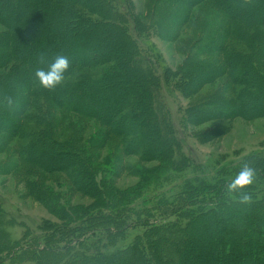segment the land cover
Listing matches in <instances>:
<instances>
[{"label":"trees","instance_id":"16d2710c","mask_svg":"<svg viewBox=\"0 0 264 264\" xmlns=\"http://www.w3.org/2000/svg\"><path fill=\"white\" fill-rule=\"evenodd\" d=\"M174 1L185 18L192 0ZM210 1L225 26L207 28L212 31L193 43H203V54L218 62L223 87L253 85L238 92L235 105L230 101L228 115L264 116V75L254 60L264 53V0ZM150 11L148 18L138 15L130 0H0V141L27 137L20 162L47 174L65 172L77 193L94 200L72 208L63 194L30 185L33 197L43 192L51 201L55 218L35 229L0 202V264H264V157L208 169L184 153L178 125L186 131L189 110L179 109L177 124L165 98L186 94L214 63L188 51L187 62L171 71L147 41L148 32L157 34L166 22L153 6ZM234 25L247 39H235L244 42L242 49L225 44ZM59 55L69 58V70L60 84L44 88L35 73ZM34 99L41 102L36 107L47 102L63 117V139L47 110L31 112ZM67 114L81 118L82 134L94 121L121 139L109 166L96 162L85 135L70 132ZM26 120L42 127L28 134ZM120 154L157 163L131 192L108 183L122 168ZM245 165L256 173L254 184L229 194L228 181ZM244 195L249 199L242 202Z\"/></svg>","mask_w":264,"mask_h":264},{"label":"rangeland","instance_id":"374dc122","mask_svg":"<svg viewBox=\"0 0 264 264\" xmlns=\"http://www.w3.org/2000/svg\"><path fill=\"white\" fill-rule=\"evenodd\" d=\"M130 1L136 8L138 15L142 12L141 15L143 14L148 18L153 6L157 17L166 19L157 34L148 32L147 41L160 53L162 62L171 71L180 69L183 62H187L186 60L189 58L186 57L188 51L194 55H201L198 57L201 62L214 63V68L210 69L209 74L204 76V79L195 81L192 89L188 90L189 92L187 91L183 95L176 92L170 97L166 95L168 98H165L175 123L180 124L179 109L182 111L188 108L189 110L190 125L187 126L186 131H183L180 124L178 130L186 145V148H183L184 153L190 157V160L208 169H214L220 163L236 164L251 155L264 157V116H252V118L243 119L238 115L233 116V118L228 115L230 101L235 105L238 92L242 88H244V93L251 92L250 88L253 85L248 83L247 87H240L228 83L227 87H223L225 75L220 76L217 69L218 62L209 61L208 56L203 54L205 53L202 51L204 48L203 43H193L201 32L210 33L212 29L215 30V27L225 26L226 21L223 20V16L214 3L210 0H204L200 3L197 0H192L190 5L192 7L188 10L190 13H185L186 17L182 18V14L179 15L181 8L174 0ZM143 21L147 23L148 20L144 19ZM236 22L241 24L240 21ZM228 29L231 35L225 40V44L236 47V49H242L244 42L235 40L241 38L247 42L241 28L234 25ZM254 60L256 65L258 63V69L264 75V53L263 56L259 55ZM11 65L12 63H10ZM9 71L10 67L3 72ZM204 72L202 71V73ZM77 73L75 71L70 79L77 78ZM13 89L18 95L17 83ZM36 100H33L31 112L34 110H47L52 124L54 126L58 125L61 136H58L59 139H63L62 136L67 132L63 126V117L59 113H53L55 108L49 106L47 102L36 107L35 103H41L40 100ZM221 105L226 108H221ZM236 105L242 109L243 103L240 101ZM65 123L66 125H72L71 133H76L80 139H82V135H85L86 140H89L88 148L94 152V155L98 156L96 162H102L104 165L109 166V161L112 162L113 160V154H115V151H119V141L121 139L109 134L106 128L94 121H87L83 131L85 134H82V128L78 129L79 124H82L81 118L75 115L67 114ZM23 126L24 132L30 134L29 131L40 129L42 124L26 120ZM92 137L93 142L90 143ZM6 140H4V143L0 141V202L10 215L17 218V221L28 225L32 229H35L40 223L55 222L49 206L52 203L49 199H46L45 194L37 192L36 198L27 191V188L33 184L48 188L54 193L63 194L64 199L62 201L72 208H85L94 201L93 198L83 193H77L70 185L65 172L57 171L47 174L34 165L20 162L18 150L28 142L27 137ZM120 156L122 168L113 170L114 172L111 173L112 179L108 182L120 191L131 192L134 190L143 181L142 178L146 175V172L157 166L156 162H145L134 155L124 156L120 154ZM96 175L101 178L103 176L101 173ZM16 231V228L9 230V232L7 230L8 237L14 239L13 234Z\"/></svg>","mask_w":264,"mask_h":264},{"label":"clouds","instance_id":"9594fccd","mask_svg":"<svg viewBox=\"0 0 264 264\" xmlns=\"http://www.w3.org/2000/svg\"><path fill=\"white\" fill-rule=\"evenodd\" d=\"M70 61L67 56H57L48 69H39L35 73V78L39 84L44 88H53L60 84L64 79V73L69 70ZM256 173L252 167L245 165L235 172L227 183L226 191L231 194L233 192L246 190L253 185L256 180ZM249 197L244 195L242 202L247 201Z\"/></svg>","mask_w":264,"mask_h":264}]
</instances>
